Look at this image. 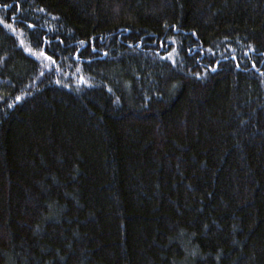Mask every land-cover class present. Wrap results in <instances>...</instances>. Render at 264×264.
Returning a JSON list of instances; mask_svg holds the SVG:
<instances>
[{"label": "trees", "instance_id": "obj_1", "mask_svg": "<svg viewBox=\"0 0 264 264\" xmlns=\"http://www.w3.org/2000/svg\"><path fill=\"white\" fill-rule=\"evenodd\" d=\"M0 264H264V0H0Z\"/></svg>", "mask_w": 264, "mask_h": 264}]
</instances>
